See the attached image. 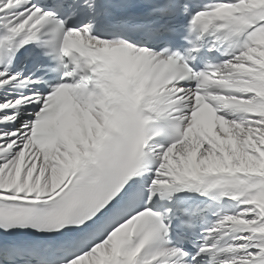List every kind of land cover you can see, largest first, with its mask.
<instances>
[{"label": "snow or ice", "instance_id": "6c2138e0", "mask_svg": "<svg viewBox=\"0 0 264 264\" xmlns=\"http://www.w3.org/2000/svg\"><path fill=\"white\" fill-rule=\"evenodd\" d=\"M0 264H264V0H0Z\"/></svg>", "mask_w": 264, "mask_h": 264}]
</instances>
